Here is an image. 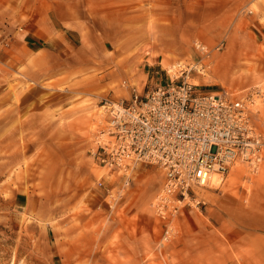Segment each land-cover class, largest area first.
<instances>
[{
  "label": "rangeland",
  "instance_id": "374dc122",
  "mask_svg": "<svg viewBox=\"0 0 264 264\" xmlns=\"http://www.w3.org/2000/svg\"><path fill=\"white\" fill-rule=\"evenodd\" d=\"M120 1L121 7L127 6L125 11L145 18L148 24L161 19L158 13L164 18L176 15L190 23L196 15L195 20L200 21L201 26L205 24L199 32L211 39L209 42L201 38L189 41L183 48L184 59L170 56L164 64L140 59V64L146 66L150 75L145 77L144 87L137 88V82H133L138 91H148L159 84L163 74L154 72L170 65L172 60H198L201 53L195 50V41L208 47L213 60L211 74L204 77L201 84L218 85L234 92L255 86L264 90V0ZM97 4L98 0H0V264H19L17 245L22 246L23 242L17 241V234L32 237L33 223L42 230V234L47 229L46 223L34 222L32 214H15L12 222V211L7 206L15 202L16 193L11 189L2 190V180H7V172H10L9 180L14 188L15 185L18 188L13 190L31 195L33 190L44 189L49 165L56 173L48 179L53 189H78L83 193L78 195L73 208L59 209L62 201L58 200L56 212L61 218L74 219L76 227H80L82 221L86 223L83 232L87 235L90 252H98L101 236L111 233L113 236L106 248L121 244L123 250L129 252L125 240L141 234L149 241L146 248L148 256L158 246L163 227L152 208L164 180L158 166L138 167L111 214L110 209L102 204L101 191L96 188L99 179L110 188L123 189L124 184L123 177L107 173L94 163L91 156L100 121V101L103 98L118 101L129 97H113L104 91L98 93L99 98L93 99L73 93L71 87L56 89L50 87L51 84L34 85L23 77L26 65L23 66L22 60L29 31L41 30V24L46 20L55 21L56 12L61 8L59 17L66 18L67 22L80 23L86 14L90 20L96 21L98 15L105 14L103 8L97 9ZM187 32L191 34V31ZM222 42L225 46L218 52L216 47ZM148 51L150 47L147 45L142 51H134L130 57H149ZM219 66L223 68L222 81V77L217 76ZM262 113L264 116V109ZM23 122L32 123L30 129L18 131ZM20 155L22 161L13 162ZM263 177L264 168L257 174H251L244 167H236L216 193L209 191L205 194L208 209L195 211L196 214L188 213L186 219L182 216L177 225L179 236L173 241H178L173 245L183 247L179 251L183 252L182 256L191 257L194 251H198L200 264H249L239 254L243 248L223 235L216 211L224 216L220 202L225 196L248 204L249 198L245 195L251 196ZM40 195L45 197L43 193ZM100 203L104 205L102 208L107 207L108 219L98 210ZM8 221L12 223L8 230L9 238L6 235ZM22 223H25L24 227ZM24 248L21 247L22 250ZM149 259V263H153L155 258L151 255ZM165 260L166 264L171 263L169 257ZM41 264H48L47 259L41 260Z\"/></svg>",
  "mask_w": 264,
  "mask_h": 264
},
{
  "label": "crops",
  "instance_id": "0c3cea01",
  "mask_svg": "<svg viewBox=\"0 0 264 264\" xmlns=\"http://www.w3.org/2000/svg\"><path fill=\"white\" fill-rule=\"evenodd\" d=\"M120 2V0H98L96 7L103 8L105 14L98 15L96 21L90 20L89 15L86 14L80 23L67 22L66 18L59 17L61 8L58 13L56 12L55 21L46 20L41 24V30H34L31 33L29 31L25 38V56L22 60L23 66L26 65L23 77L34 85L51 84L50 87L56 89L61 86L67 89L71 87L73 93L83 97L96 99L99 98L98 93L106 91L113 97L124 98L130 96L131 88L124 86L121 83L123 80L128 81L130 85L137 82L139 88V86L144 87L145 77L150 75L146 66L140 64V59L153 61L156 64L167 63L170 56L184 59L183 48L189 41L197 38L205 42L211 40L199 32L201 27L205 28V24L201 26V22L195 20L196 15H193L194 19L190 23L185 19H178L176 15L164 18L158 13L157 16L161 19L148 24L145 18H138L137 14H129L125 11L127 6L121 7ZM187 31H191V34ZM147 45L150 47V51L147 52L149 57L142 55L137 58L130 57L134 51H142ZM205 48L208 49L206 46ZM174 62L176 61L172 60V63ZM222 70L220 66L217 69L219 78L222 77ZM223 78L220 81L224 80ZM206 87L210 91L222 88L218 85H206ZM30 124L32 123H21L18 131L30 129ZM21 161V155L13 159V162ZM54 171L49 165L45 177L51 179L56 175ZM7 173V180H2L1 189H11L16 193L15 202L7 206L8 210L12 211V222L15 214L25 213L32 214L34 222L42 221L47 224L44 234L41 233L42 230L36 228L35 223L32 224V237L17 234V241H22V246L25 247L22 250V246L17 245L16 258L19 264L20 262L41 264V260L44 259H47L48 264H158L159 262L166 264V257L171 261L169 264H200L198 251H194L191 257L185 258L182 256L183 252H179L183 247L173 245L178 241L167 245L163 252L157 251V248L152 251V258L155 259H152L153 263H149L151 255L148 256L146 249L149 241L143 234L130 236L125 240L128 242L129 252L123 250L121 244L106 248L113 234H103L99 251L90 252L87 235L83 232L86 223L83 224L82 221L80 227H76L74 219L61 218L56 212L58 200L62 201L60 203L62 208L59 209L73 208L77 204L78 195L83 194L82 191L53 189L51 181L45 179V187L41 189L42 191L33 190L31 195H24L20 191L13 190L17 185L14 188L9 180L10 172ZM41 193L45 197H42ZM60 195L62 196L59 197ZM245 196L249 198L248 204L244 201L241 203L235 197L225 196L220 202L224 218L218 211L216 218L224 231L223 235L237 242L236 245L245 250H240L239 254H242V258H246L247 263L264 264V180L255 185L251 196ZM101 197L103 200L102 192ZM102 204H99L98 210L108 219L110 216L107 214V207L102 208L104 206ZM188 213L196 214L186 212L183 215L184 219ZM10 224L12 225L8 221L6 225L7 238L10 237L8 232ZM24 225L25 223H22L23 227Z\"/></svg>",
  "mask_w": 264,
  "mask_h": 264
},
{
  "label": "built area",
  "instance_id": "2783aa9c",
  "mask_svg": "<svg viewBox=\"0 0 264 264\" xmlns=\"http://www.w3.org/2000/svg\"><path fill=\"white\" fill-rule=\"evenodd\" d=\"M194 48L201 53L198 60L161 67L155 73L163 74L161 82L150 90L140 92L124 81L131 88L128 99L103 98L93 139L94 163L124 179L123 189L96 182L110 214L139 166L162 170L163 184L152 204L163 227L159 252L178 238L180 218L202 212L205 194L217 191L232 169L257 174L264 166V90L210 91L201 80L211 74V51L199 41Z\"/></svg>",
  "mask_w": 264,
  "mask_h": 264
},
{
  "label": "bare ground",
  "instance_id": "6f19581e",
  "mask_svg": "<svg viewBox=\"0 0 264 264\" xmlns=\"http://www.w3.org/2000/svg\"><path fill=\"white\" fill-rule=\"evenodd\" d=\"M208 50V49H207ZM209 51V50H208Z\"/></svg>",
  "mask_w": 264,
  "mask_h": 264
}]
</instances>
